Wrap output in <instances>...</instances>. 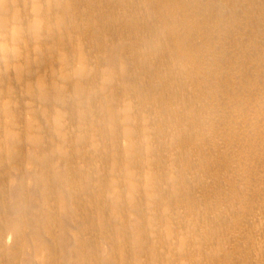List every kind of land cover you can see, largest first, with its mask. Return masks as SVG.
<instances>
[{
  "label": "bare ground",
  "instance_id": "bare-ground-1",
  "mask_svg": "<svg viewBox=\"0 0 264 264\" xmlns=\"http://www.w3.org/2000/svg\"><path fill=\"white\" fill-rule=\"evenodd\" d=\"M0 264H264V0H0Z\"/></svg>",
  "mask_w": 264,
  "mask_h": 264
}]
</instances>
